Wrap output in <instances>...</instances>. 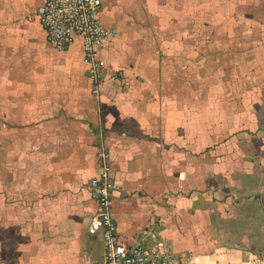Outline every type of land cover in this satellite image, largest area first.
Returning <instances> with one entry per match:
<instances>
[{"label": "crops", "instance_id": "crops-1", "mask_svg": "<svg viewBox=\"0 0 264 264\" xmlns=\"http://www.w3.org/2000/svg\"><path fill=\"white\" fill-rule=\"evenodd\" d=\"M44 1L0 0V25L6 22L11 30L24 22L48 43L37 15ZM141 1H102L100 16L116 33L99 49L108 65L99 100L92 95L80 40L67 50L48 43L65 57L66 78L0 73V264L102 260L101 229H92L97 202L90 184L99 169L95 133L101 122L123 242L134 244L156 227L181 262L264 264V0H197L211 1L214 9L225 1L233 5L228 41L212 38L214 59L203 33L193 37L197 65L222 61L237 50L244 55L243 63L210 68L213 81L207 83H213L216 108L211 144L200 139L206 71L188 80L182 64L188 65L185 56L193 55L194 44L173 36L178 51H162L158 18L150 20L156 21L154 29L139 27L147 23ZM148 12L155 17L152 7ZM10 30L0 28V39L11 40ZM1 52L10 55L16 47L2 46ZM226 70L235 74L228 84L216 77ZM232 87L241 93L231 94ZM173 129L175 138L169 136Z\"/></svg>", "mask_w": 264, "mask_h": 264}, {"label": "rangeland", "instance_id": "rangeland-1", "mask_svg": "<svg viewBox=\"0 0 264 264\" xmlns=\"http://www.w3.org/2000/svg\"><path fill=\"white\" fill-rule=\"evenodd\" d=\"M140 3L143 9L142 13H144L147 23L141 21L139 23V27L141 28V31L146 29L151 30L152 28L154 29L156 21L153 25L152 21L150 20H152V18H158L157 23H159L161 26V30L158 31V37L161 38L160 46L162 51L163 49H165L166 51L172 50L173 52L178 51L180 47V42L178 41L179 39L173 40L171 38L173 36H175L176 38H181V41H184L186 43L191 42L194 44L193 46L190 45V50H193V55L188 57L185 56V61H187L186 63H188V65L185 63L182 64L184 66L183 68H186L185 70H187L190 74L187 75L188 80L192 78V76L195 77V74H197V78H201V70L206 71L204 74H201L202 76H204L206 85H208L205 89L207 100V112L205 114L206 125L203 134L200 136V139L202 138L204 143L211 144L213 142V136H210V130L212 129L210 121L213 119L212 115L216 112V108L214 104L215 95L212 87L213 83H207L209 79L213 81V76L211 75L212 69L210 68L213 64L214 69L220 64L230 66V64L232 63H243L244 55H241V53H239L241 50H237L238 53H236L235 56H233L234 54L231 55V52V54L229 56L227 54L222 61L216 62V60L212 61L210 59L205 60V64H202L204 60L203 58H200V64L202 65L198 66V58L196 57V43H194L197 40L194 39L193 42V37L197 33H203V38L201 41H207L206 44H209L207 45L209 57L214 59L216 55L213 54L212 50L210 49L213 48L212 38L217 40L216 42H219V40L228 41L227 33L229 31V19L231 15V10L233 9V5L231 6L228 2L225 1L224 3L222 2L221 4H217L218 6H216V8L214 9L215 6L211 1L208 3L206 2L197 4V0H144ZM151 7L155 11V17H153L154 15H149L148 11L149 9H151ZM177 19L178 21H176ZM146 25H148L150 29H148ZM0 28L10 30V25L6 22H2ZM28 30L32 31L29 34L32 37L31 39H28L26 37L28 36ZM10 31H13L14 34L11 40H5L4 36H2V38L0 39V47L2 48V46L5 45L16 47V53H14L15 51L13 53H10V55L4 54L5 52L0 53V73H2V77L8 78L12 76L17 78L29 79L39 78L42 80L44 79L46 81L48 79L66 78L68 76V73H66L65 70L62 68L63 63H65V57L60 56L55 51L50 50L49 48L51 45H49L45 40L41 39L39 35H37L36 28L32 30L24 22H19L13 24L12 29ZM169 32H171L170 37L164 39L163 36L165 35V33ZM176 33H180L179 36ZM241 41L244 44V40ZM13 50L14 48H12L11 51ZM175 60L178 61L177 63L179 64V56H176ZM203 65L204 67H202ZM241 72L238 71L239 74H241ZM219 76H222L224 81L226 80L225 82L227 84L228 78L231 77L233 80H235V74L231 73L230 70L218 72L216 77ZM236 84L238 85L237 87H239L238 81ZM231 89L232 91L230 90V93L232 92L233 94H236L235 91H237L238 94L241 93V90L239 88L238 90L233 89V87ZM99 93L100 91L95 92L93 90L92 95L96 100H99L97 97ZM216 94H218L219 96V91ZM174 131L175 129H173V134H169L171 138L176 137ZM105 133L106 125L104 124V122H101L100 128L98 127L95 133V139L96 142H98V147L100 146V141L102 139L106 141ZM190 138L191 136H189V139ZM188 142L191 141L188 140ZM153 229L157 230L156 227H151L149 230L151 231ZM102 252L103 247L98 250V255L101 253L102 256ZM74 263H76V260L73 262V257H71L70 264Z\"/></svg>", "mask_w": 264, "mask_h": 264}, {"label": "built area", "instance_id": "built-area-1", "mask_svg": "<svg viewBox=\"0 0 264 264\" xmlns=\"http://www.w3.org/2000/svg\"><path fill=\"white\" fill-rule=\"evenodd\" d=\"M102 1L45 0L37 9L49 44L67 50L77 40L81 41L95 92L100 91L108 68L99 49L116 33V29L106 25L100 16ZM100 143L99 169L90 182L97 202L92 229H101L104 242L103 258L96 264H188L180 261L169 238L158 231L140 236L134 244L120 239L114 216L117 184L112 173L111 151L104 139Z\"/></svg>", "mask_w": 264, "mask_h": 264}]
</instances>
